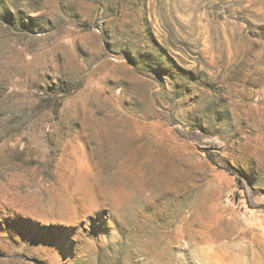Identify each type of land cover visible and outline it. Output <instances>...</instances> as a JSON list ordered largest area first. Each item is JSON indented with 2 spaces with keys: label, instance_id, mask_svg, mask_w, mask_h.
Returning <instances> with one entry per match:
<instances>
[{
  "label": "rangeland",
  "instance_id": "374dc122",
  "mask_svg": "<svg viewBox=\"0 0 264 264\" xmlns=\"http://www.w3.org/2000/svg\"><path fill=\"white\" fill-rule=\"evenodd\" d=\"M0 264H264V0H0Z\"/></svg>",
  "mask_w": 264,
  "mask_h": 264
},
{
  "label": "trees",
  "instance_id": "16d2710c",
  "mask_svg": "<svg viewBox=\"0 0 264 264\" xmlns=\"http://www.w3.org/2000/svg\"><path fill=\"white\" fill-rule=\"evenodd\" d=\"M220 166L226 168L227 170H229V168H230V167H228L227 165H220ZM241 182H242V185L244 186L245 190H246L247 193L249 194V192H250L249 190H250V189L248 188V186H247V184H246V181H245L244 179H241ZM248 199H251V196H249Z\"/></svg>",
  "mask_w": 264,
  "mask_h": 264
}]
</instances>
